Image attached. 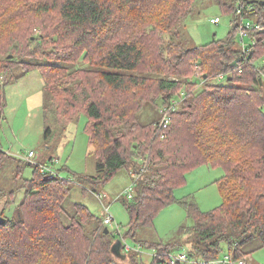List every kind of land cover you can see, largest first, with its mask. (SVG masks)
Listing matches in <instances>:
<instances>
[{"label":"trees","instance_id":"obj_1","mask_svg":"<svg viewBox=\"0 0 264 264\" xmlns=\"http://www.w3.org/2000/svg\"><path fill=\"white\" fill-rule=\"evenodd\" d=\"M216 1L235 17L232 29L189 46L179 28L196 0H0V111L7 84L40 71L45 139L85 113L88 155L97 162L96 175L68 177L45 174L36 163L11 216L17 191L0 187V264H172L168 254L179 242L139 238L156 255L147 262L134 250L122 259L112 252L119 237L105 217L78 203L65 218L75 183L96 192L124 167L135 177L124 198V238L154 228L188 172L207 164L225 171L216 181L223 202L203 211L193 199L180 200L194 222L190 258L208 264L224 243L235 260L249 255L244 246L252 240L264 248V31L250 32L255 44L245 52L238 23L244 16L264 26V0ZM81 59L89 66L74 68ZM151 105L161 110L147 122L142 113ZM165 114L171 122L163 129ZM8 157L0 150V169Z\"/></svg>","mask_w":264,"mask_h":264},{"label":"rangeland","instance_id":"obj_2","mask_svg":"<svg viewBox=\"0 0 264 264\" xmlns=\"http://www.w3.org/2000/svg\"><path fill=\"white\" fill-rule=\"evenodd\" d=\"M219 17L220 23L214 24L212 18ZM234 16L222 12L216 0H196L192 13L185 23L179 28L182 38H186L190 46L207 44L215 39H224L232 29ZM248 18L244 19V22ZM239 23V20H238ZM249 37L245 41L249 43ZM241 42V38H239ZM88 63L81 59L74 68L88 67ZM14 73H22L21 67L15 69ZM6 107L4 112L0 111V150L10 155L3 162L0 169V187L5 190H15V201L12 202L11 212L22 200L23 190L19 186L23 179L34 177L35 163L41 165L49 164L61 177H68L71 173L96 175L97 162L94 157L88 154L91 150L89 146V136L86 131L88 117L85 113L71 122L64 134L46 140L44 136L45 123L43 118V104L45 100L44 80L38 70L30 72L19 80L10 81L6 88ZM162 107V106H161ZM161 110L153 105L148 106L142 113L144 121H152ZM163 111V109H162ZM163 113V112H162ZM34 152V156L29 158V153ZM58 159L53 165L51 160ZM18 168L21 169L18 177ZM225 171L222 167H211L207 164L198 166L188 172L186 182L175 190L176 201L166 207L155 218V229L148 226L140 227L136 240L128 237L126 243L142 248V257L145 261H151L156 255V251L138 245L140 239L162 240L165 243H177L171 252L178 253L193 249L190 243L192 227L194 222L188 217L184 206L180 200L188 197L195 200L203 211H210L223 202V197L216 183ZM131 168L124 167L105 184L97 187L96 192L91 188L84 190L81 184H74L72 192L66 201L65 218L69 221L74 214L75 204H85L92 213L104 218L106 206L110 207V212L115 218V222L107 225L114 231L119 224L120 236L126 233L130 222V215L125 208V200L134 191V180ZM9 198H3L5 202ZM3 204H0V211ZM154 229V230H153ZM140 238V239H139ZM185 243V244H184ZM262 241L255 239L244 246V250L249 252L245 259L248 264H264V248H261ZM134 251V250H133ZM136 251V250H135ZM138 252V251H137ZM130 253V252H129ZM231 254L227 244H223L220 257L224 258ZM195 257V258H194ZM191 257L182 264H194L201 261L198 256ZM234 264V263H232Z\"/></svg>","mask_w":264,"mask_h":264},{"label":"built area","instance_id":"obj_3","mask_svg":"<svg viewBox=\"0 0 264 264\" xmlns=\"http://www.w3.org/2000/svg\"><path fill=\"white\" fill-rule=\"evenodd\" d=\"M238 14H242V9L241 7L238 8ZM240 25H239V38H241V45L243 47V50L245 52L249 51V47H250V44H255V40H252V39H249V43H247L245 41V38L248 36L250 38V32L253 31V30H256L258 32H262L264 31V26L260 25V24H255L253 23L251 20L247 19L246 22H244V16H241L240 18ZM220 18L219 17H215V18H212L211 19V22L214 23V24H219L220 23ZM179 102L178 99H173V103L171 104L172 105V108L176 105L177 103ZM168 108L169 106H166L164 107L163 111H167L168 112ZM171 122V119L169 116H167V114L164 115L163 119H162V122H161V128L163 129H166L168 127V125L170 124ZM34 152H30L29 153V158L30 157H33L34 156ZM58 159L56 158H53L51 160V164L53 165ZM41 168L43 169V172L45 174H50L51 176H57L59 173L58 171H55L51 166H49V164H44V165H41ZM129 198L132 196V194H129L128 195ZM115 222V218L113 217V215L111 214L110 212V207L109 206H106V215H105V218H104V224L105 225H109L111 223H114ZM108 227V226H107ZM118 231L120 233V228H119V224H117L116 228L114 229V232ZM116 234V233H115ZM117 235V234H116ZM119 238L118 239H121L122 242H123V251L125 253H129L133 250H136V251H141L142 252V248L139 247L138 249L136 247H133L132 245H130L127 241V243L124 241V240H127L126 238H124L123 234L118 236ZM155 256V255H154ZM168 259L170 261V263L172 264H178V263H183V262H186L190 259V254H189V251H180L178 253H175V252H170L168 254ZM204 264H207L205 261H202L201 263ZM197 263H200L199 262H194V264H197ZM248 264V262L245 260V259H242V260H235L234 257H233V254H229L227 255L226 257L224 258H216V259H213L211 261H209L208 264Z\"/></svg>","mask_w":264,"mask_h":264},{"label":"water","instance_id":"obj_4","mask_svg":"<svg viewBox=\"0 0 264 264\" xmlns=\"http://www.w3.org/2000/svg\"><path fill=\"white\" fill-rule=\"evenodd\" d=\"M6 223V219L4 217H2L0 215V224L4 225ZM105 232L108 233L109 229L106 228ZM112 252L113 254L118 257V258H122L125 259L126 258V254L123 252V242L121 239H118L112 246Z\"/></svg>","mask_w":264,"mask_h":264},{"label":"crops","instance_id":"obj_5","mask_svg":"<svg viewBox=\"0 0 264 264\" xmlns=\"http://www.w3.org/2000/svg\"><path fill=\"white\" fill-rule=\"evenodd\" d=\"M36 163H37V162H36ZM36 163H35V164H36ZM154 229H155V226H154ZM154 229H153V230H154ZM145 240L155 241L154 239H145ZM158 241L164 242V241H162V240H158Z\"/></svg>","mask_w":264,"mask_h":264},{"label":"clouds","instance_id":"obj_6","mask_svg":"<svg viewBox=\"0 0 264 264\" xmlns=\"http://www.w3.org/2000/svg\"><path fill=\"white\" fill-rule=\"evenodd\" d=\"M124 252V251H123ZM125 253V252H124ZM126 254V253H125Z\"/></svg>","mask_w":264,"mask_h":264}]
</instances>
